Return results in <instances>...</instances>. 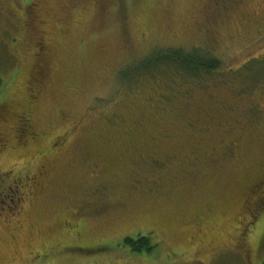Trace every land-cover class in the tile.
I'll use <instances>...</instances> for the list:
<instances>
[{
	"label": "rangeland",
	"instance_id": "obj_1",
	"mask_svg": "<svg viewBox=\"0 0 264 264\" xmlns=\"http://www.w3.org/2000/svg\"><path fill=\"white\" fill-rule=\"evenodd\" d=\"M262 180L264 0H0V264H264Z\"/></svg>",
	"mask_w": 264,
	"mask_h": 264
},
{
	"label": "trees",
	"instance_id": "obj_2",
	"mask_svg": "<svg viewBox=\"0 0 264 264\" xmlns=\"http://www.w3.org/2000/svg\"><path fill=\"white\" fill-rule=\"evenodd\" d=\"M221 61L218 57L202 52L200 49L187 51L184 49H158L139 60L131 71H126L123 78H130L146 71L168 70L182 74L185 78H203L211 75L220 68ZM130 76V77H129ZM133 239L127 237L123 245L130 246L131 250L151 252L157 245H152L149 236Z\"/></svg>",
	"mask_w": 264,
	"mask_h": 264
},
{
	"label": "flooded vegetation",
	"instance_id": "obj_3",
	"mask_svg": "<svg viewBox=\"0 0 264 264\" xmlns=\"http://www.w3.org/2000/svg\"><path fill=\"white\" fill-rule=\"evenodd\" d=\"M32 3V2H31ZM31 5V4H30ZM25 6H26V1H25ZM36 44H37V46H38V49H39V51H44V49H45V46H44V44L41 42V40L40 41H38V42H36ZM37 53H39V52H37ZM20 116H18V130H17V133H18V139H20V137L21 138H24L25 136H26V132H27V127L30 129L31 128V126H30V124L26 121V118H23L22 117V119L23 120H21L20 118H19ZM28 129V134H30L31 133V131ZM31 136H33L34 137V134H31ZM46 172L44 171V166H42V170L38 173V177H34L33 178V180H36V182L34 181V186L32 187V188H34V189H40V191H42L44 188H43V185H41V183L40 182H37L38 181V178H40V177H43V175L45 174ZM260 183L261 184H263L264 185V181L262 180V181H260ZM260 183L259 184H257L256 186H257V189H259V191H260V189H262V191L264 192V188H262V186H260ZM16 196V198H18V195H15ZM257 202H261L263 205H264V195H262V197H260V199L259 200H256ZM257 205V203L254 205V206H256ZM262 211H264V207L262 208H260L259 207V205H258V207L256 208V211L255 212H253L252 214V216H250V222L248 221V229L246 230V231H248L249 230V226H251V224L252 223H254L255 221H256V218L258 217V215L262 212ZM255 217V218H254ZM249 220V219H248ZM251 223V224H250ZM250 224V225H249ZM245 231V230H244ZM247 233H245V232H243V233H240V236H239V240H240V247H242V248H245V251L248 249L247 248ZM241 248V249H242ZM244 250V249H243ZM242 250V251H243ZM245 251H243V252H245Z\"/></svg>",
	"mask_w": 264,
	"mask_h": 264
}]
</instances>
